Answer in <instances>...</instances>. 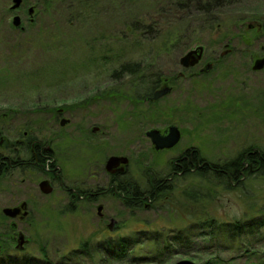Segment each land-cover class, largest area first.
I'll use <instances>...</instances> for the list:
<instances>
[{
    "label": "rangeland",
    "instance_id": "obj_1",
    "mask_svg": "<svg viewBox=\"0 0 264 264\" xmlns=\"http://www.w3.org/2000/svg\"><path fill=\"white\" fill-rule=\"evenodd\" d=\"M71 1L54 3L52 0L53 22L40 21L38 26L22 35L10 34L6 24L0 21V115L6 116L3 127L10 141L16 140L11 135H16L18 126L22 134L25 125H34L35 136L45 140L59 132L63 136L77 137L74 127H107L113 132L111 135L118 138L111 145H102V165L107 155L122 153L130 147L128 177L138 183L144 182L145 169L164 170L165 165L188 148L211 163L228 161L248 146L258 150L264 148V69L255 78L247 67L249 56L264 53V0H230V5L220 6L222 8L215 9L209 17L197 12L195 2L190 0H186L184 10H176L169 0H134L133 5L128 0H115V4L114 0H94L97 5L90 11L85 26L69 29L67 22L73 17L65 13V4ZM4 2L0 0V12ZM52 34L51 39L48 35ZM167 35L173 39L168 51L162 48ZM118 37H126L125 45L120 46ZM134 45H139L141 50ZM197 46L203 48V62L208 63L217 56L220 64L213 65L211 72L195 82L185 78L176 80L182 71L180 58ZM226 49L230 52L220 56ZM120 50L124 56L122 62L138 63L140 68H147L144 74L151 78L159 76L170 80L172 92L155 101L152 114L150 108L138 110L134 101L130 103L119 97L121 87L123 95L130 93L129 86L135 88L120 74L112 77L120 66L119 59L115 58ZM154 52L157 55H153ZM201 67L204 69V63ZM209 80H216L211 88ZM165 87L163 83L162 88ZM217 90L220 91L217 93ZM110 91L118 93L112 96L107 93ZM229 94L239 97L237 106L223 103L217 106L218 111L212 110ZM69 107L75 110L73 122L62 131L51 132L54 131L48 123L51 111ZM126 114H132L133 121L124 119L121 123L124 129L118 132L115 119ZM86 116L89 118L85 121ZM170 124L176 125L181 132L180 142L170 150L155 152L152 145H117L127 133L139 138L142 131L159 130ZM245 140H259L263 145H241ZM70 141L61 140L56 143V149L80 156L75 148H66L65 143ZM96 159L93 155L91 162L95 163ZM73 160L61 162L67 185L80 180L89 189L95 185L108 187L107 175L100 163L86 166L82 157ZM89 171L97 173L95 180L87 178ZM14 178L13 181L21 186L16 183L11 189L8 182L0 181V241L6 243L7 249L18 250V237L23 236L24 249L19 252L31 257V264H140L131 262L137 257L142 259L141 264H181L185 261L204 264L216 254L225 264L264 261V227L251 236H242L232 249L222 240L206 248V241L199 234L193 236L188 248L173 240L177 233L174 231L198 219L214 217L231 222L257 215L264 204V177L244 179L240 188L215 187L214 197L199 196L191 200L183 195L184 189L199 191L204 183L193 176L179 178L173 182L177 187L171 194V204L143 211L127 209L110 196L68 209L57 187L50 195L39 192L40 175L26 173ZM254 195L261 197L255 200ZM22 199L27 201L29 210L24 219L19 221L17 216L10 219L1 213L2 208L12 207ZM98 205L103 207L101 217L96 211ZM250 207L253 214L248 212ZM11 222L16 224V229L7 227ZM121 222L126 223L125 229H116ZM138 230L157 231L163 238L172 237L173 242L166 237L171 240L170 247L166 248L167 243L163 245L165 249L157 250L143 238L136 240L133 232ZM124 235L135 243L126 246L127 252L122 259H115L104 250L103 242L108 236L117 240L116 236ZM83 243L86 252L80 247ZM157 251H162L161 257L151 262ZM244 252L248 256H244Z\"/></svg>",
    "mask_w": 264,
    "mask_h": 264
},
{
    "label": "flooded vegetation",
    "instance_id": "obj_2",
    "mask_svg": "<svg viewBox=\"0 0 264 264\" xmlns=\"http://www.w3.org/2000/svg\"><path fill=\"white\" fill-rule=\"evenodd\" d=\"M4 9L2 12H0V21H2L6 28H8V31L10 34L14 36L22 35L27 33L30 29L34 28V26H38L40 21H48L53 22L54 19H52L54 14V3L52 0H19V3L17 6H15L14 0H4ZM54 1V0H53ZM18 2V1H17ZM2 7V6H1ZM18 17L19 26H15L13 24V19ZM42 27H45L43 25ZM197 48H201V54L200 57H198L196 54H193L192 57L197 60L196 64L194 66H191L189 68H182L181 73L177 74L176 80H183L185 78L186 81H197L201 79V77L206 76L209 72L212 71L213 65H219L220 58L215 56L213 59H209L210 62L205 63L203 62V48L202 47H195L192 50H189L188 52H192ZM228 49L229 47L226 46ZM250 48V47H247ZM220 54V56H224L228 54L230 51L227 50ZM186 52V54L188 53ZM264 57V53L262 56H255L251 55L249 56V64L247 67H250V74L252 77L258 78V74H262V71L264 67L261 70H254V64L258 58ZM204 63L205 67L202 69L201 65ZM194 69V70H193ZM218 72L216 73V75ZM214 77V76H212ZM218 81V80H217ZM216 83V80H209V87L211 88V85ZM259 83V80H258ZM262 85V81L260 82ZM174 84V80H173ZM216 84L215 87H217ZM170 88V92H172L173 87L170 85L168 86ZM162 89V87L157 88V90ZM155 90V91H157ZM154 91V92H155ZM182 91V89H181ZM220 90H217V93ZM153 92V93H154ZM180 93V90H178ZM152 93V96H153ZM166 94L165 96L169 95ZM151 96V97H152ZM164 97V96H163ZM150 98V97H149ZM149 98L147 101H149ZM238 98L239 97H233L226 96L225 100H219L217 104H215V108L212 110L218 111V107L223 105V103L227 104V106L230 107L229 104H235L238 105ZM150 102V101H149ZM146 102H144L145 105ZM147 104V103H146ZM77 107H81V105H78ZM219 107V108H220ZM68 108V107H67ZM78 108V109H79ZM73 107H69V109L64 108H56L51 111V122L49 121V124H52L51 129L54 131H51L55 133L58 129L59 131H62L66 129L73 120V114H74ZM128 113V112H127ZM70 114V115H69ZM136 117V115H135ZM89 117H85V121ZM132 120V114H126L123 116H119L115 119L114 126L115 129L123 130L124 127L121 123L124 122V119ZM49 119V117H48ZM49 119V120H50ZM63 121H66L65 124H63ZM133 121V120H132ZM4 122H6V116L0 115V181L4 183H9V187L12 189V186L16 185L21 186L18 181L14 177L16 175H25L26 173L29 174H37L41 176V181H47L49 185L52 188V192L55 187L58 188V190L62 193L63 197L65 198V202L67 204V208H75L76 205L79 203L84 202H91L95 203V201L99 199H105L106 197L110 196L119 201L120 204H122L125 208L131 209L134 211L135 209L142 210L143 209H150L157 206H162L158 204V202H153L154 200L150 198V194L152 192V188L150 185L149 180L147 177H144L143 183L136 182L133 178L128 177V166L130 163V154H129V148H127V151H123L122 153L115 154V155H107L104 165H102L103 161V154H104V147L102 145H111L116 141L118 137L112 136L111 131L107 127H93L88 129V126L84 127H74L75 133H77V137H74L72 135L63 136L59 132L58 134H54L52 139L45 140L41 136H35V133L33 130H35L34 125L26 126V130L20 133L19 126L16 128V135L12 136L16 140L10 141V139L7 137V129L6 127H3ZM170 125H166L163 129H159L160 133L163 134L166 128ZM176 126V125H175ZM132 129L135 128L134 125H129ZM152 130L148 129L145 132L142 131L139 133L140 137L135 136L134 133H131V136L124 135V137L121 140L117 141V145H152L150 139L147 137L146 133L147 131ZM115 133V132H114ZM80 140H78V139ZM138 140V142H135V140ZM180 138H181V132H180ZM9 139V140H8ZM70 139V142L65 143L66 148H75L80 156H72L69 155V153L58 151L56 149V143H59L61 140ZM180 142V141H179ZM178 145V143L176 144ZM241 145H263L259 140H245L243 144ZM101 146V147H100ZM153 147V145H152ZM175 147V146H174ZM151 148V146H150ZM154 148V147H153ZM172 149V148H171ZM253 150H256L258 154H260V151L257 148H252ZM155 150V149H154ZM164 150H170V149H164ZM159 150V151H164ZM95 152V153H94ZM155 152H158L155 150ZM184 152V151H183ZM88 153V155H87ZM256 153V154H257ZM95 155V163H100L102 165V168L104 167V173H106L107 177V188H102L99 185H95L92 189H89L85 187V183L81 182L80 180L72 181V183L67 185V180L64 175L63 167L61 165V162L64 163L68 162L69 160L75 161L73 159H79L83 158L86 160V166L89 164H95L92 161V156ZM183 155L180 154L176 158L172 159V161L165 165L166 168L164 170L156 169L158 171H161L163 174H165L167 182L172 183V191L175 190L177 187L176 185H173V182L178 180L179 178H183V172H184V164H183V158H180ZM112 157H123L126 158L127 164L126 165H119L117 167H113L112 172L108 171L106 169V164L108 160ZM243 169H246L247 162H246V156L243 157L242 160ZM150 170H154L153 168L145 169L144 173H149ZM153 173H156L154 171ZM88 177L91 180H95V177L97 176V173H92L91 171L88 172ZM175 177L177 178L175 180ZM245 179V178H244ZM242 179V180H244ZM231 181V180H230ZM38 183V190L41 192L39 188ZM1 185V183H0ZM12 185V186H11ZM2 186V185H1ZM232 186H238L237 184H232ZM119 187L124 188L127 192L131 191L130 195L123 194V192L119 189ZM137 187L139 188V195L135 197V195H132V190ZM159 188V187H158ZM157 188V189H158ZM171 188V187H170ZM155 188L153 189L152 194L155 197V192L157 191ZM51 192V193H52ZM0 193L1 190H0ZM173 193V192H172ZM171 193V194H172ZM143 194V195H142ZM50 195V194H49ZM140 197V200L132 201L133 198ZM126 199L133 202L132 207H129L126 205ZM156 199V198H155ZM25 204V205H24ZM7 206V205H3ZM18 209L20 208V213L17 215V219L21 221L24 219V217L28 216L29 210H28V203L26 200L19 201L14 204L12 207H4L1 209V213L3 214L4 209ZM98 208L100 210L98 211ZM102 206L98 205L96 208L97 213L102 216L101 210ZM4 215V214H3ZM5 216V215H4ZM6 217V216H5ZM13 219V218H10ZM126 223L121 222L120 226H118L116 229H125ZM9 229H16L15 223H10L7 225ZM19 238V237H18ZM25 242V241H24ZM18 243V242H17ZM6 246L5 242L0 241V247ZM24 246H19L18 249H23ZM17 249V248H16ZM1 251V249H0Z\"/></svg>",
    "mask_w": 264,
    "mask_h": 264
},
{
    "label": "trees",
    "instance_id": "obj_3",
    "mask_svg": "<svg viewBox=\"0 0 264 264\" xmlns=\"http://www.w3.org/2000/svg\"><path fill=\"white\" fill-rule=\"evenodd\" d=\"M56 1L60 0H54V3ZM77 1V5H76ZM171 4L174 6L176 10H184L187 8V1L186 0H169ZM194 1L197 9H195L197 12H199L202 16L209 17L211 14L215 11V9H219L220 6L225 7L227 5H230V0H190ZM129 3H133L134 0H128ZM115 4V0L113 2ZM97 5V2H94V0H72L67 5L65 4V13L68 17H73L71 19H68V27L69 29H75L77 25L85 26L84 24L87 23L88 15L91 10H94L95 6ZM133 5V4H132ZM199 6V7H198ZM220 7V8H222ZM129 9V8H128ZM81 11V12H80ZM153 20V19H152ZM211 27V25H209ZM130 31H133L130 27H128ZM134 32V31H133ZM52 35H48V37H51ZM103 37V35H101ZM122 38V39H121ZM117 38L118 42L120 43V46L125 45L123 44L126 42V37ZM95 40V39H94ZM165 42H162V48L166 49L168 51L170 45L172 36L167 35L165 38ZM95 41H100V39H96ZM89 45V44H88ZM139 45H134L135 49H138L139 51L141 49L138 48ZM121 54V55H120ZM153 55H157L156 52L152 53ZM115 58L119 59L120 66L117 70H115L112 73V77L115 78L120 74V77L129 79L134 85L135 88H130V93L123 95V88L121 87V92L119 94L120 98H123L124 100H128L131 102L134 101V104L137 105L136 108L138 110H143L145 108H150L149 111L152 114V108L155 107V102H149L147 99L152 96V93L157 90V88L161 87V83L164 82V79H162L159 76H155L151 78L149 75H145L144 72L147 71V68H140L138 63L133 62H122L121 60L124 58L122 50H120L119 55H115ZM107 60V59H106ZM110 60V59H109ZM108 60V61H109ZM66 61H64L65 63ZM170 83V80L167 81ZM108 94L114 96L113 93H118V91H110L107 92ZM127 93V92H126ZM106 96L107 94L104 93ZM125 94V93H124ZM108 97V95L106 96ZM131 98V100H130ZM145 103V105H143ZM134 115H136V112L134 111ZM144 119H146V116L143 115ZM137 118V117H136ZM260 154L257 153L256 150H253L251 146H248L244 148L242 151H240L237 155H235L234 158L223 161L221 163H211L206 162L201 156H199V153H197L195 150H192V148H188L183 152V155L180 158H183V164H184V172H183V178L187 177H196L199 178L204 185L201 186L199 191H195L193 189L185 188L183 191V195L186 196L188 199H198L199 196L201 197H207L212 196L214 197L216 195L215 193V187H222L224 190L231 189L232 184H237L240 188L243 182L242 179H249L251 177H264V148L259 149ZM257 153V154H256ZM246 156V162L247 167L246 169H243L242 160L243 157ZM156 171V173H153ZM146 177L150 182L152 192L153 189H157L154 195L150 194V198L153 199V202H158V204L162 206H168L173 201L171 193L172 190V183L167 182L165 174H163L161 171H158L156 169L150 170L149 173H146ZM177 178L175 177V180ZM231 180V181H230ZM171 187V188H170ZM119 189L123 192V194L130 195V192H127L124 188L119 187ZM206 189V191H204ZM139 188L135 187L132 190V195H139ZM190 194V196H189ZM193 196H192V195ZM143 195V194H142ZM260 195H254L252 196L253 199L258 200L260 199ZM156 198V199H155ZM140 200V197L133 198L132 201ZM126 205L129 207H132L133 202L126 199ZM260 210L257 212V215H253L252 217L247 218H241L234 221L229 222H222L219 221L216 218L211 219H203V220H196L192 222L191 224L187 225L186 228L183 227L180 231H174L176 234L173 237V240L176 244L182 245L186 248L191 246V240L193 236L196 234H199V237H202V240L206 241V248H209V246H216V243L219 241H223L224 243L229 244V248H234V245L236 242H238L239 239L242 238V236H251L257 230L258 228L264 227V204L260 206ZM250 207L248 212L250 214H253L254 210ZM264 229V228H263ZM186 232H184V231ZM197 231V232H194ZM134 234L137 235L136 240L144 239L145 242H150L153 244V247L157 250H163L165 249L164 244L168 245L166 248L170 247L171 238L165 236L163 238V235H161L157 231H151V230H138L134 231ZM148 233V234H147ZM185 233V234H184ZM189 234V235H188ZM147 235V236H146ZM117 240H113L111 236H108V239L103 242L107 252L111 255V257H114L115 259H122V255L124 252H127L126 246L130 244H134L135 242L133 240H129L126 235L123 236H116ZM120 237V238H119ZM169 238L171 240L166 239ZM162 240V241H160ZM172 240V242H173ZM168 243V244H167ZM174 244V243H173ZM237 246V244L235 245ZM83 252H86V245L83 243L80 245ZM7 245L0 247V264H31V257L27 256V254H22L19 251H22L21 249L18 250H9L7 249ZM13 251V252H11ZM42 252L44 253V250L42 249ZM162 251H157L152 257L151 262H155V260L159 259L161 257ZM247 252H244V256H248ZM213 255V253H211ZM71 256V255H70ZM121 256V257H120ZM219 254L213 255L209 259H207L204 264H225L223 260L219 258ZM140 257H137L136 259H133L134 261H131L133 263H140L142 259H139ZM156 258V259H155ZM155 259V260H152ZM186 262V261H185ZM149 263V262H147ZM197 264V263H192ZM228 264V263H226ZM246 264H264V261L262 262H248Z\"/></svg>",
    "mask_w": 264,
    "mask_h": 264
},
{
    "label": "water",
    "instance_id": "obj_4",
    "mask_svg": "<svg viewBox=\"0 0 264 264\" xmlns=\"http://www.w3.org/2000/svg\"><path fill=\"white\" fill-rule=\"evenodd\" d=\"M16 1V2H15ZM18 1V2H17ZM15 6L19 3V0H14ZM13 24L17 27L19 26V21L18 17L13 19ZM193 54H196L198 57H200L201 54V48H197L192 52H188L184 56H182L179 60V64L182 68H189L191 66H194L197 62L196 59L192 57ZM264 67V57L261 58L260 60H257L254 64L253 69L254 70H261ZM170 92L169 87L162 88L160 90H157L154 92L153 96L149 98V101L154 102L157 101L158 99L162 98L166 94ZM66 121H63V124H65ZM147 137L150 139L154 149L156 151L159 150H164V149H170L174 147L178 141L180 140V132L175 126H170L168 127L163 134L160 133L159 130L152 129L147 131L146 133ZM126 165L127 160L126 158L123 157H112L108 160L106 164V169L108 171L112 172L113 167H117L119 165ZM39 188L41 192H43L46 195L51 194L52 188L49 185L47 181H42L39 184ZM100 208H98V211ZM20 213V208L16 209H4L3 214L8 217V218H15L18 214ZM24 243V238L23 236H19L18 238V247L22 246ZM181 264H190L189 262H183Z\"/></svg>",
    "mask_w": 264,
    "mask_h": 264
},
{
    "label": "bare ground",
    "instance_id": "obj_5",
    "mask_svg": "<svg viewBox=\"0 0 264 264\" xmlns=\"http://www.w3.org/2000/svg\"><path fill=\"white\" fill-rule=\"evenodd\" d=\"M166 78V77H165ZM162 78V79H164V84L168 87L169 86V83L167 82L169 79L168 78ZM163 83H161V87H162V85H163ZM154 94V93H153ZM155 102V101H154Z\"/></svg>",
    "mask_w": 264,
    "mask_h": 264
}]
</instances>
